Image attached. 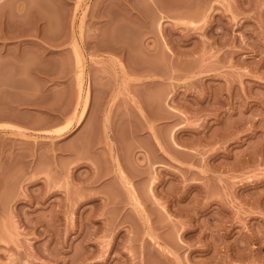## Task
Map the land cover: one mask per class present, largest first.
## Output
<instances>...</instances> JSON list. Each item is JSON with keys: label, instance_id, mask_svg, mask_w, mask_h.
Here are the masks:
<instances>
[{"label": "rangeland", "instance_id": "1", "mask_svg": "<svg viewBox=\"0 0 264 264\" xmlns=\"http://www.w3.org/2000/svg\"><path fill=\"white\" fill-rule=\"evenodd\" d=\"M144 1L0 0V264H264V0Z\"/></svg>", "mask_w": 264, "mask_h": 264}, {"label": "bare ground", "instance_id": "2", "mask_svg": "<svg viewBox=\"0 0 264 264\" xmlns=\"http://www.w3.org/2000/svg\"><path fill=\"white\" fill-rule=\"evenodd\" d=\"M163 1H164V0H163ZM174 1H175V0H174ZM176 1H177V0H176ZM176 1H175V2H176ZM182 1H183V0H182ZM144 2H145V3H146V2L149 3L150 1L148 0V1H144ZM151 2H152V1H151ZM153 2H154V1H153ZM155 2H156V0H155ZM157 2H159V1H157ZM167 2H168V3H167ZM170 2H171V1H170ZM170 2H169V0L166 1L167 4H169ZM185 2H186V1H185ZM185 2L183 1V2H181V3H185ZM159 3H160V2H159ZM173 3H174V2H173ZM173 3H171V4H173ZM178 3H179V1H178ZM163 4H165V3L163 2ZM76 5H77V4H76ZM153 5H154V4H153ZM160 5H162V4H160ZM160 5H159V7H160ZM173 5H174V4H173ZM181 5H182V4H181ZM181 5H179V6H181ZM185 5H187V3H186ZM185 5H184V6H185ZM166 6H167V5H166ZM169 6H170V4H169ZM169 6H168V8H169ZM184 6H183V8H184ZM75 7H76V6H75ZM155 7L157 8V6H155ZM174 7H175V6H174ZM188 7H190V9H191V6H190V5H188ZM162 8H164V6H163ZM162 8H161V9H162ZM168 8H167V9H168ZM181 8H182V7H180L179 10H182ZM185 8L188 9L187 7H185ZM167 9H166L165 11H168ZM171 9H172V8H170V10H171ZM174 9H175V8H174ZM176 9H177V8H176ZM176 9H175V10H176ZM186 9H185V10H186ZM163 10H164V9H163ZM177 10H178V9H177ZM177 10H176V11H177ZM160 11H162V10H160ZM168 12H171V11H168ZM182 12H183V11H182ZM166 13H167V12H166ZM179 13H180V12H179ZM106 36H108V35L106 34ZM43 38H45V37H43ZM103 38H105V37H103ZM45 39H46V38H45ZM110 39H111V38H110ZM105 40H106V38H105ZM45 41H47V39H46ZM108 42H109V40H108ZM48 43H49V42H48ZM99 43H103V42L101 41V42H99ZM99 43H98V44H99ZM104 43H105V42H104ZM110 43H111V42H110ZM112 43H113V42H112ZM54 44H57V43H54ZM59 45H60V44H59ZM72 45H73V44H72ZM102 45H104V44H102ZM108 45H109V44H108ZM104 46H106V45H104ZM111 46H112V45H111ZM111 46H110V47H111ZM113 46H114V44H113ZM113 46H112V49H113L114 51H112L111 49H109V50H110V51H109L110 53L108 54L107 58H108V60H111V61L115 62L114 60H117V61L120 60L118 57L115 56V54H116L118 51H120L121 48H118V47H117L118 50H116V49H115L116 47L113 48ZM39 47H40V45H39ZM97 47H98V46H97ZM100 47H101V46H99V48H100ZM72 48H75L74 45H73ZM105 48L107 49L108 46H106V47H103V46H102V49H105ZM46 49H47V48H46ZM102 49H101V50H102ZM47 50H48V49H47ZM74 51H75V52H74V54H75V55H74V58L76 59L75 61H77V62H75V63H77V74H76L77 78L75 77V79H77L76 81H78V84H79V85H78V86H79V87H78V88H79L78 90L81 91V86H82V73H83V69H82V66H81V63H80L81 57H80L79 52H78L79 50H78V51H77V50H74ZM105 51H108V50H105ZM111 51H112V52H111ZM50 52H51V51H50ZM61 53H62V52H61ZM114 53H115V54H114ZM127 56H128V55H127ZM129 56H131V55H129ZM131 59H132V58H131ZM113 62H112V63H113ZM120 63H121V62H119V65H120ZM116 66H117V65H116ZM120 66H121V68H120ZM120 66H119L120 69H118V70L116 69V78H120L121 76L126 75V70L124 69V67L122 66V64H121ZM75 67H76V66H75ZM114 69H115V68H114ZM113 74H114V72H113ZM76 83H77V82H76ZM76 85H77V84H76ZM80 91H79V93H80ZM87 93H88V92H87ZM84 99H85V100H84V103H85V102L87 101V94H86V93H85V98H84ZM84 103H83V105H84ZM86 103H87V102H86ZM85 107H86V104L83 106L82 111L84 110ZM83 112H84V111H83ZM81 114H82V113H81Z\"/></svg>", "mask_w": 264, "mask_h": 264}]
</instances>
